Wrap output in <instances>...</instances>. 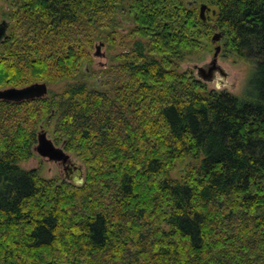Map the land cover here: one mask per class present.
Masks as SVG:
<instances>
[{
    "label": "trees",
    "instance_id": "obj_1",
    "mask_svg": "<svg viewBox=\"0 0 264 264\" xmlns=\"http://www.w3.org/2000/svg\"><path fill=\"white\" fill-rule=\"evenodd\" d=\"M190 2L0 0V90L69 82L0 101V264H264V0ZM124 25L91 88L95 41ZM216 34L255 66L243 98L180 71ZM41 129L82 184L20 166Z\"/></svg>",
    "mask_w": 264,
    "mask_h": 264
},
{
    "label": "rangeland",
    "instance_id": "obj_2",
    "mask_svg": "<svg viewBox=\"0 0 264 264\" xmlns=\"http://www.w3.org/2000/svg\"><path fill=\"white\" fill-rule=\"evenodd\" d=\"M188 2H190V0H188ZM3 7L4 4L0 3V23L4 20L7 21V19L3 17L1 18ZM114 37L116 40L115 42H113V44L108 43L107 40L104 39H97L94 43L93 49L91 50V63L89 65L90 69L86 67L88 74L81 76V79H83L91 88L100 89L101 70H105L106 68H108L109 65L113 62L115 56H118L125 50L129 49L131 44L133 43V39L129 37L128 25H124V28H122L118 34H114ZM101 43H103L104 46L100 47V50L98 51L96 47ZM218 44L222 47L218 63L227 73V77L224 78L219 73H217L215 81L210 83H203L207 85V88L209 90L227 91L236 97L243 98L245 96L247 84L253 76L255 66L250 61L240 59L231 53H227L224 49L223 42H219ZM216 46L217 45L213 44V42H205L203 44V48L200 51L189 55L181 63L180 71H191L196 76V70L194 69V67L203 66L204 64L210 63L214 57ZM96 53H99L100 56L96 57ZM103 54L105 55L104 57L101 56ZM67 84H69V82L52 85L49 86V88L52 92H62L66 88ZM43 130L46 131L45 129ZM46 132L48 138L52 139V131L47 130ZM70 156L71 159L76 163V165L83 166V164L77 159L75 155L70 154ZM20 166L25 170L38 169L40 170L41 175L46 179H62V177H60V175L58 174L59 172L57 170V167H55L36 153H34V156L30 160L22 163ZM181 170L182 165H179L177 169L172 173V176L174 178H180ZM72 180L73 181H71V184L79 183L77 182L78 179L76 175H73Z\"/></svg>",
    "mask_w": 264,
    "mask_h": 264
},
{
    "label": "water",
    "instance_id": "obj_3",
    "mask_svg": "<svg viewBox=\"0 0 264 264\" xmlns=\"http://www.w3.org/2000/svg\"><path fill=\"white\" fill-rule=\"evenodd\" d=\"M191 7V2H188ZM207 11H210L207 5H200V16L205 20V14ZM215 14V12H213ZM10 23L8 21H2L0 23V43L4 41L7 36ZM221 40V35L216 34L212 38L213 44L217 45L215 47V53L212 61L210 63L204 64L203 66H195L196 78L202 82L210 83L213 82L214 77L219 73L224 78L227 77L225 70L219 65L218 59L221 53L222 47L218 43ZM104 46L101 43L96 49L99 51L100 47ZM100 56L99 53L95 55ZM104 57L105 55H101ZM48 86L46 83H34L22 88L10 87L0 90V101L11 102V103H20L24 101H30L35 99H42L48 95ZM34 153L38 154L44 159H48L51 162H72L71 156L67 153L62 146H56L52 139L48 138L47 132L41 129L38 133L37 144L33 149ZM78 179L82 184L85 179V172L83 166L76 168Z\"/></svg>",
    "mask_w": 264,
    "mask_h": 264
},
{
    "label": "flooded vegetation",
    "instance_id": "obj_4",
    "mask_svg": "<svg viewBox=\"0 0 264 264\" xmlns=\"http://www.w3.org/2000/svg\"><path fill=\"white\" fill-rule=\"evenodd\" d=\"M215 77L213 81H215ZM45 160L51 163L52 165H54L55 167H57V170L59 172L58 174L60 175V177H62V180L72 183L71 181H73L72 180L73 175H76L78 179L76 168L81 165H76V163L72 159H71L72 162H66V163L51 162L48 159H45ZM77 182L80 183L81 182L80 179H78Z\"/></svg>",
    "mask_w": 264,
    "mask_h": 264
}]
</instances>
